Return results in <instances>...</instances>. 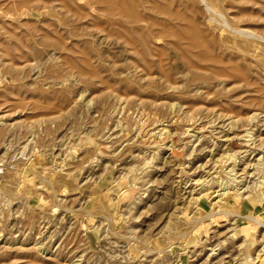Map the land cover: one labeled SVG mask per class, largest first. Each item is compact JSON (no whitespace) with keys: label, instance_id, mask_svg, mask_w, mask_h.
I'll return each instance as SVG.
<instances>
[{"label":"rangeland","instance_id":"rangeland-1","mask_svg":"<svg viewBox=\"0 0 264 264\" xmlns=\"http://www.w3.org/2000/svg\"><path fill=\"white\" fill-rule=\"evenodd\" d=\"M263 257L264 0H0V264Z\"/></svg>","mask_w":264,"mask_h":264},{"label":"bare ground","instance_id":"bare-ground-1","mask_svg":"<svg viewBox=\"0 0 264 264\" xmlns=\"http://www.w3.org/2000/svg\"><path fill=\"white\" fill-rule=\"evenodd\" d=\"M196 41H198V40H196ZM262 163V162H261ZM237 176V175H236ZM231 179V178H230ZM228 180V179H227ZM232 180H234V177L232 178ZM236 181V180H235ZM217 182V181H216ZM230 182H233V181H230ZM222 183H223V181H222ZM237 184V183H236ZM220 186V185H219ZM225 195H226V193H225ZM244 196V195H243ZM246 261V260H245ZM248 261V260H247ZM246 264H247V262H246ZM259 264H264V257H263V259H262V261L259 263Z\"/></svg>","mask_w":264,"mask_h":264}]
</instances>
